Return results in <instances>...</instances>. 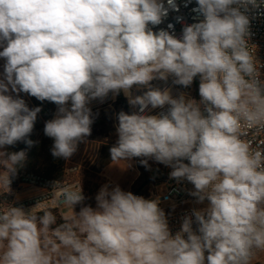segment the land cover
<instances>
[{"label":"clouds","instance_id":"clouds-1","mask_svg":"<svg viewBox=\"0 0 264 264\" xmlns=\"http://www.w3.org/2000/svg\"><path fill=\"white\" fill-rule=\"evenodd\" d=\"M196 3L203 19L177 38L149 27L178 11L175 0L167 7L163 0H0V148L31 147L41 111L6 94L9 85L58 105L44 134L54 141L51 154L66 160L91 135L89 103L123 91L139 112L118 114L111 163L154 159L194 186L197 204L207 201L173 235L159 198L105 185L93 208L84 205L80 180L55 181L49 204L25 211L0 203V264H264V80L246 14L264 0ZM198 75L199 102L150 83L172 77L187 88ZM134 85L148 90L132 97ZM166 105L160 115L143 114ZM25 158L0 151V195L11 192ZM76 205H83L78 213ZM58 208L67 209L60 224Z\"/></svg>","mask_w":264,"mask_h":264},{"label":"built area","instance_id":"built-area-1","mask_svg":"<svg viewBox=\"0 0 264 264\" xmlns=\"http://www.w3.org/2000/svg\"><path fill=\"white\" fill-rule=\"evenodd\" d=\"M165 7H167V0H163ZM175 4L178 7L177 10L169 9L167 17L163 18L162 23L156 26L149 25L152 28L153 32H158L161 29L169 31L170 34H173L177 38H181L183 34V28L187 25H191L193 23H197L203 19L202 16H199L198 13L194 12L193 9L198 7L196 0H175ZM250 19V37L248 39V43L250 46H254L255 49V58L261 65L259 68L260 79L264 80V4L261 5L259 9H251L248 13H246ZM173 25L172 28H169L168 25ZM3 50V47L0 46V51ZM2 58V57H1ZM2 60L6 64V59L2 58ZM172 77H169L167 81H162L159 79H154L151 81V85L154 88H160L161 90L165 88L171 89V94L173 97H177L181 92L185 93L187 98L195 99L197 102L200 101L201 97L199 95V83L200 77L199 75L193 79L192 84L185 88L181 85H174L172 83ZM148 89L145 87L133 86L131 91L132 97L137 95H142ZM117 96L123 101L124 106L127 108L128 114H133L134 112H139V106L133 107L129 103V98L125 96L123 91L119 94L114 95L113 93H109L106 98L102 101L111 102ZM98 100H92L90 103H95ZM54 105V110L52 112L53 119L58 110V105L52 102ZM70 103V102H69ZM70 107V105H69ZM168 106L166 105L163 109L156 108L152 109L149 106V109H146V115H160L161 113L166 112ZM201 110L203 111V105H201ZM204 115H207L205 112ZM143 158V157H141ZM188 163V161H184ZM70 173L77 171L76 168L68 170ZM172 169L163 164V172L161 178L162 181H165L167 184L166 194L159 198L160 203L159 207L165 212V216L168 222L169 229L173 235L176 232L180 231L183 218L186 215H191L193 209H199L206 206L207 201L204 204H197L196 197L190 195L191 191L194 190V186L186 180L177 181L174 178L170 177V172ZM155 181L160 182L161 178L155 175ZM15 180L19 187L21 188H29L34 192L24 197H19L14 195L13 193H4L0 195V203L11 204L16 207H23L25 211H29L33 208L37 202L41 201L42 203L49 204L51 200V196L49 192L52 189L54 180L49 179L43 174L37 172H27L25 170H20L15 174ZM161 181V182H162ZM63 182V181H62ZM66 183H71L69 181H64ZM152 196V192L150 191ZM84 195V194H83ZM77 206V205H76ZM75 206V207H76ZM66 208H58L52 209L58 211L61 215L62 210ZM194 220V217H193ZM197 225L193 223V230L197 229ZM207 255V253H205Z\"/></svg>","mask_w":264,"mask_h":264},{"label":"rangeland","instance_id":"rangeland-1","mask_svg":"<svg viewBox=\"0 0 264 264\" xmlns=\"http://www.w3.org/2000/svg\"><path fill=\"white\" fill-rule=\"evenodd\" d=\"M0 60L2 61L1 58ZM0 68V79H4V68L2 69L1 62ZM5 83H7L6 80ZM8 87V93L12 92L11 85ZM22 94L23 92H20L17 95ZM118 98L120 99L117 96L111 102L103 103L102 101H97L89 103L88 106L92 111L93 118L91 135L86 137L85 142L78 145L77 152L70 159L66 160L64 181L74 183L80 180L84 196L86 197V193L88 192L94 202L93 208L96 207L95 197L103 186L107 185L109 190H111L118 185L123 191L134 194L135 190L144 182L155 178V170L162 165L154 159L141 157L132 158L127 161L126 167L123 164L118 166L111 163L110 148L116 144L118 138L116 135V128L119 123L118 114L121 111L128 114L123 101L117 102ZM4 150L5 146L0 148V151ZM142 159H147L146 166L141 163ZM73 168H76L77 171L70 173L68 170ZM166 190L167 184L165 181H152L144 187L139 196L145 199H157L165 195ZM150 191L152 192V196ZM86 200L87 197L84 205ZM82 206L77 205L74 208L75 212L78 213ZM66 211L67 209L62 210V212Z\"/></svg>","mask_w":264,"mask_h":264},{"label":"trees","instance_id":"trees-1","mask_svg":"<svg viewBox=\"0 0 264 264\" xmlns=\"http://www.w3.org/2000/svg\"><path fill=\"white\" fill-rule=\"evenodd\" d=\"M23 99L29 109H34L39 107L41 111L37 114V119L34 123V128L31 134L27 137L34 141V144L29 147L24 141H18L14 145H6L4 152L13 153L24 151L26 153V158L19 165H17V172L20 170L36 171L44 176L48 177L54 181H64L65 171H66V159L57 158L51 154V149L53 147L54 141L52 138L47 137L44 134L45 123L52 118V112L54 110V105L48 100L40 101L37 98L24 93L19 96L13 97ZM122 101L118 98L117 102ZM126 108V106H124ZM127 109V108H126ZM163 172V164L157 168L154 172V175H157L161 178ZM156 179V178H152ZM16 182L15 175L12 177L11 185H14ZM90 194L86 193V203L85 205L94 206V202L89 196ZM54 214L57 215V224L63 222L60 218L58 211L53 210ZM52 227H55L52 226Z\"/></svg>","mask_w":264,"mask_h":264},{"label":"crops","instance_id":"crops-1","mask_svg":"<svg viewBox=\"0 0 264 264\" xmlns=\"http://www.w3.org/2000/svg\"><path fill=\"white\" fill-rule=\"evenodd\" d=\"M0 62H1V65H2V69H3L4 66H5V62L3 60L2 61L0 60ZM0 72H1V68H0ZM18 93H20V92H18ZM18 93L12 91V92L7 93V94L11 95L12 97L13 96L15 97V96H18L17 95ZM10 188H11V192L10 193H13L14 195L19 196V197H24V196H27V195L32 194L34 192L32 189L19 187L16 182H15L14 185H10Z\"/></svg>","mask_w":264,"mask_h":264},{"label":"water","instance_id":"water-1","mask_svg":"<svg viewBox=\"0 0 264 264\" xmlns=\"http://www.w3.org/2000/svg\"><path fill=\"white\" fill-rule=\"evenodd\" d=\"M163 180V177L161 178V181ZM155 181V179L148 180L144 182L139 188H137L134 192V195H140L141 191L144 189L145 186H147L150 182ZM160 181V182H161Z\"/></svg>","mask_w":264,"mask_h":264}]
</instances>
